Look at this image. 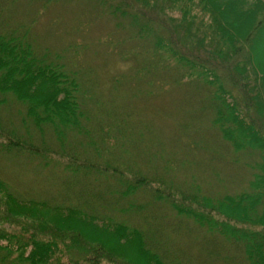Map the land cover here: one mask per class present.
<instances>
[{
    "label": "trees",
    "instance_id": "16d2710c",
    "mask_svg": "<svg viewBox=\"0 0 264 264\" xmlns=\"http://www.w3.org/2000/svg\"><path fill=\"white\" fill-rule=\"evenodd\" d=\"M18 1L0 3V139L4 141L0 140V146L35 158L54 159L46 147L23 141L22 137H31L28 131L21 136L19 131L12 134L3 127L5 110L21 104L33 123L32 130L35 126L48 131L52 128L61 140L81 136L80 145L86 141L97 148L100 143L107 155L117 159L104 157L106 161L97 164L81 161L87 156L81 150L74 151L73 157L61 154L68 176L59 184L61 200L55 204L51 200H24L0 177V220L19 219L30 228L26 232L21 225L19 231L12 232L0 227V264H53L54 257L65 255L54 240L68 236V242H63L66 254L86 250L81 259L87 256V263L105 257V264H168L146 246L150 237L144 231L152 227L162 231V241L154 237L162 245L159 251L175 264H184L179 254H172L177 246L188 258L185 264H201V259L214 264H264V229L235 225L240 222L264 228V63L257 62L258 56H264V0H114L116 4L105 0L113 18L126 20L128 26L132 22L133 36L147 40L146 45L150 42V47L145 45L149 64L139 75L151 79L152 92L159 89V82L166 86L167 80L170 86L193 81L198 88H205L206 118L184 121L189 128L179 133L183 146L178 151H168L161 143L158 146L138 135L136 130L141 126L135 121L143 120L142 115L121 114L125 108L102 113L107 106L94 98L91 82L82 80L83 68L73 61L78 56L75 54L68 64L64 61L72 45L59 51L42 45L31 33L37 21L34 16L30 20L29 15L11 20L8 14L4 18L18 8ZM34 2L45 10L52 1ZM13 20L18 21L14 26ZM131 52L142 50L138 47ZM44 73L53 83L65 79V89L48 93L39 88L40 81L29 85L33 76L43 78ZM93 99L97 102L90 108ZM148 108L147 102L134 111L146 110L150 116ZM15 112L20 116L18 110ZM210 116L212 123L206 120ZM106 120L112 123L108 127L114 130V137L125 135L120 149L108 145L113 137L104 133ZM201 125L208 132L212 129L227 151L233 152L231 145L241 152L247 147L260 155L262 151L248 192L203 197L195 185L197 170L202 167L198 154L209 151L198 140ZM245 132L249 141L243 137ZM148 133L145 125L144 134L151 138ZM240 134L241 142L235 140ZM236 159L231 162L238 168L253 165L244 163V157ZM127 160L133 164L127 165ZM192 178L193 184H188ZM179 187L185 191L182 198L176 195ZM183 198L203 209L212 205L227 220H215L179 204ZM179 238L181 244L176 241ZM76 261L69 260L70 264Z\"/></svg>",
    "mask_w": 264,
    "mask_h": 264
},
{
    "label": "rangeland",
    "instance_id": "374dc122",
    "mask_svg": "<svg viewBox=\"0 0 264 264\" xmlns=\"http://www.w3.org/2000/svg\"><path fill=\"white\" fill-rule=\"evenodd\" d=\"M51 1L49 7L43 10L40 8L41 5L35 3L34 0H19L18 8L11 9L12 13L11 11H8L4 18L8 16V14L11 17V20L14 18L19 19L28 15L30 20L34 19V16L37 21L32 25L31 33L34 38H39L41 40L42 45L49 46L58 51L62 48L65 49L69 48L71 45L73 46V48L71 46V48L68 49L67 53L69 56L67 57L65 54L64 61L68 64L70 63L69 60H72L76 55L78 56V58H75L73 61L78 63L79 66L81 65L83 68H78V70L81 69L82 80L87 83L91 82V90L94 98H96V100H102L107 106L105 112L102 113H110V108H114L116 111L117 109L125 108L127 111H121V114L142 115L143 120L139 119L138 121H135V123H140L141 126L136 130L138 135H142V137L144 135V139L155 141L158 146L159 143H161L168 151L180 150L183 146V141L178 139L179 133L181 130L189 128L184 121L188 118L196 119L198 117V120L200 117L201 120L206 118L207 111L205 110L206 106L204 104V92H202V89L205 88H198L193 81H187L186 84L183 83L181 86H170V83H168L167 80L165 84L166 86H164L162 82H159L157 86L159 89L152 92L151 79H147L146 75L144 77L139 75L140 70L146 68L149 64L150 54L147 55L145 53V45L147 44L145 41L147 40H137L138 38L133 36V28H135V26L132 25V22H128L131 25L128 26L126 20L116 17L113 18V14L107 12L105 0ZM106 1L113 4L116 2L114 0ZM3 2L4 0H0L1 4ZM13 21L14 23L12 25L14 26L18 21ZM5 24L10 26L7 23ZM118 30L123 31L118 33ZM149 45L146 46L150 47ZM78 46H81V48ZM138 47L141 48L142 52H137L136 54L131 52L132 50L135 51ZM71 49H74L75 53ZM257 62L260 64L264 63V56H258ZM60 63L61 61L59 64ZM70 69L71 68H69V70ZM71 72L74 74L76 73L75 71ZM68 74L70 75L69 72ZM161 77L162 76H159V78ZM194 77L199 78V76H193L192 79H194ZM38 81L41 82L39 83V88L44 89V91L48 93H51L53 89H65V79L58 78L54 81L55 83H53L50 75L46 73H44L43 78H40L38 75L33 76V80L29 82V85ZM78 83L79 86L81 85V88H83V82L80 81ZM96 102L97 101L93 99L92 104H89V107L93 108V105H95ZM147 102L149 104L148 109L152 110H149L151 111L150 116H148L146 110H144V112L134 111L139 104L147 105ZM16 105L17 107L11 105L5 110L3 116L4 122L2 123L3 127L8 131H11L12 134L19 131L21 136L28 131L31 137L24 136L22 137L23 141L29 143L33 142V144L41 148L46 147V149L49 150H47L48 153L53 152L54 155V159H44V157L35 158L23 153L24 151L22 150L13 151L0 146V177L24 200H51L54 204L57 200H61V195H59L61 186L59 184L63 183V180L68 176L67 170H64L66 161L59 158L62 157L60 156L61 154H65L66 157H73L74 151L81 150V152L87 153V156L84 155L80 158L81 161L93 160V162L97 164L106 161L104 160V157L106 159H117L116 157L107 155L100 147V143L96 146L97 148H95V146L87 145L85 140V146L80 145L79 142L83 138H80L81 136L75 135V137H70L67 140H61L55 136L56 134L54 135L52 128H49L48 131V129L43 130V128L35 126L32 130L31 126L33 123L30 122L31 120L28 117H26V109L21 104ZM13 106L15 107V110L20 112V116H17ZM172 112H174V114L171 117L170 114ZM179 113L180 115H178ZM136 117L137 116H135V118ZM252 118L254 117L252 116ZM206 120L207 122L211 121L210 123H212L213 118L210 116ZM206 120H204V122ZM152 122L156 123V125H153ZM188 122L194 123V121ZM98 124L101 125L100 123ZM104 124L107 125L104 133L113 137V139L109 140L108 145L120 149L125 135L121 134L120 137L118 133V135L114 137V130H112L111 127H108L109 125H112V123L106 120L104 121ZM145 125H147L148 131L151 132L148 133L149 137L152 135L151 138H147L144 134ZM247 125L251 124L247 123ZM209 128L210 127H208V129ZM205 129L207 128L203 126L198 127L197 129V131H199L197 133V136H199V142H202V145L209 147V151L203 150L198 154L197 159L200 160L199 162L202 167L199 169L197 168L196 187H199L203 197L209 198L224 197L226 194L235 195L242 192H248L252 188L251 185L254 173L257 172L254 167L255 165H260L262 151L260 155L259 151L257 152L256 149H249V147H247L244 148L245 152H241L236 151L232 145L231 149L233 152L231 150L227 151L224 145L219 143L220 141L217 139L218 135L216 136V133L212 129H210L209 132ZM253 131L255 132L257 130L254 128ZM253 131L249 130V133H252ZM241 134L235 137L236 141H242ZM243 135V137L247 139L246 141H249V134L245 132ZM64 142L67 143L63 144ZM99 149H101V153L98 152ZM248 150H252V152L249 154ZM141 153L143 152L141 151ZM99 154L103 155L101 156ZM236 157L239 159L244 157V160L246 161H244V163H252L253 165L245 168L242 164V166L238 168L237 164L231 162L232 160H237ZM181 158L184 157L181 156ZM126 164L131 166L133 163H131L130 160H127ZM179 175L180 174H178V176ZM180 177L182 178L181 175ZM55 178L59 180V183L54 180ZM85 180L86 179H83L82 182L86 183ZM180 181L182 182L183 179ZM192 182L193 178L188 179L187 181L188 184H191ZM181 192L185 191L179 187L176 195L182 198L183 196ZM187 199L188 198H183L179 204L184 205L185 207L189 206V208H193L192 210L196 209L199 213L204 212L207 215L209 214L215 220H227L225 219L226 216L218 215L216 213L217 211H214L212 205L208 207L205 206L207 209H203L200 206L189 202ZM31 204L32 203H29L28 206L30 207ZM1 208L5 211L4 204H2ZM0 222L1 228L12 232L16 230L19 231L21 225L27 229L26 232L30 229L19 219L5 220L2 218ZM232 224L234 225L235 223ZM235 225H239V227H244L246 229L253 228L254 230L260 231L264 229L257 226H248L247 224L243 225L240 224V222ZM145 232H148L147 235L150 237V239L147 237L146 243V246L152 250L150 251L160 256V258L164 259L168 264H175L173 261L170 262L169 257L166 255L169 260L167 261L163 256V252L159 251V249L163 250L162 245H158V240L154 237L157 236L162 241V231L152 227L145 229L144 233ZM69 237L71 236H68V239ZM68 239H53L60 246L61 251L65 253V255L59 256V258L54 257L53 260L56 261L53 264H70V259L77 260L75 264H77V262L78 264H105V257L96 258V256H92V258H96V261H90L87 263L85 262L87 256H85L86 259L84 258L83 261L81 257L84 256L82 255L83 252L87 253L86 250H78L77 253L70 252L66 254V248L63 245V242H68ZM180 240V238L179 240H176L178 244H181ZM184 243L185 242L182 244ZM179 247L180 246L175 247V251H172V254H179L180 261L185 264L188 258L180 254ZM201 264H214V262L209 263L207 259H201Z\"/></svg>",
    "mask_w": 264,
    "mask_h": 264
}]
</instances>
